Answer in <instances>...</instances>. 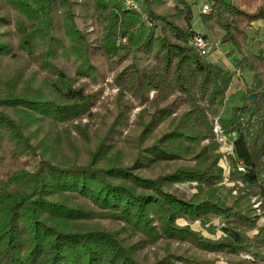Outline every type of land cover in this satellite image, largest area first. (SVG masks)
<instances>
[{"label":"trees","instance_id":"16d2710c","mask_svg":"<svg viewBox=\"0 0 264 264\" xmlns=\"http://www.w3.org/2000/svg\"><path fill=\"white\" fill-rule=\"evenodd\" d=\"M173 1L0 0V264H218L209 254L264 264V32L254 49L249 36L263 2L206 0L198 16L250 75L218 120L234 134L225 175L209 115L230 97L232 74L190 45V7ZM96 20L100 40L88 31ZM100 57L120 91L93 113ZM123 91L140 107L132 126ZM95 116V129L80 124ZM175 184L195 192L185 199ZM215 218L217 239L176 223Z\"/></svg>","mask_w":264,"mask_h":264},{"label":"rangeland","instance_id":"374dc122","mask_svg":"<svg viewBox=\"0 0 264 264\" xmlns=\"http://www.w3.org/2000/svg\"><path fill=\"white\" fill-rule=\"evenodd\" d=\"M129 1H134L137 2L138 9H139V0H129ZM190 7V14H187L188 16V21H189V26L191 30L195 34H200L203 35L205 32L203 30V26L198 18L199 14L202 11V6L207 3L206 0H184ZM263 5H264V0H262ZM167 4L169 6L174 5L173 0H167ZM126 5V4H125ZM77 26L79 28H82L83 24L81 20L76 21ZM105 26V23L96 20L91 26L88 27L89 35L93 39L100 40L103 34V27ZM144 31V30H143ZM146 32V31H145ZM143 32V33H145ZM264 32V21H257L253 23L252 27L249 29V36L251 39V48L254 49L256 47L257 41L262 39V34ZM206 33V38L211 44V49L210 52L207 53L204 57L209 60L212 63H216L220 65L224 70H226L228 73L232 74V79L230 82L229 86V95L224 102L223 105L221 106H216L214 109H212L210 115H209V120L212 123V133L214 135V142L215 146L213 148L214 153H219L221 155V160H220V165L222 168L225 166L227 169L224 171L225 175H228L230 165L228 164V159L230 155L227 153L229 150V146L227 147L228 143L227 141L225 143H220L218 141V138L220 139L222 136L227 138V135H225L222 132L221 129V134L217 135L214 132V123L217 121L219 125V119H227L230 115V110L233 105H237L240 103V97L242 93L245 92V86L250 83V75L246 72L243 74H240L235 71V56L233 57H226V54L229 52V47L223 46L220 43L219 37L215 36L212 32H205ZM139 39L137 40L136 44H138ZM191 45V41H190ZM93 64L96 68V81L94 83H90L89 90L98 92L101 96L99 101L97 102V105L92 108L93 113H102L103 110L101 109V105L112 108L114 105V102L116 100L117 94L120 91V88L116 87L115 85L112 84V79H113V72L110 71V63L107 59L104 57L97 58L93 61ZM118 67L117 69H119ZM84 81H88L87 79H84ZM152 96V93L150 94V97ZM123 100L124 101H129L131 104L134 105V108L130 112L129 115V121H128V126H132L133 121L135 119L136 114L139 112L140 107L136 106V104L133 102L132 98L128 93L123 91ZM88 121L95 122L93 123V129H95L99 123H100V118L99 117H94L92 119H82L80 121V124H86ZM77 124V122H75ZM221 128V127H220ZM128 131V127L124 128L122 130V135H125ZM72 135H76V133L73 131ZM30 161H33V158L29 159ZM28 160V161H29ZM224 185H227L226 187L228 188H234L235 186L230 185L227 181H223ZM168 190L180 195L181 197L187 199L192 193L195 192L194 189V184L192 186L188 184H175L172 186L168 187ZM236 191V188H235ZM236 193V192H235ZM234 194V192H233ZM251 203L253 209L256 211V214H260V201L257 200L256 197L251 198ZM178 226H183V225H189L191 229H193L196 232L201 233L204 237L206 238H211V239H217L220 236H222L220 227L222 226L223 222L222 220L215 218L211 221V224L208 223L205 228H202L200 223L198 221L192 222V221H185L183 219L178 220L177 222ZM259 224H264V216L261 215V218L259 220ZM208 257H216L217 263L218 264H224L225 261L220 255H207ZM242 258H250L248 255H242Z\"/></svg>","mask_w":264,"mask_h":264},{"label":"built area","instance_id":"2783aa9c","mask_svg":"<svg viewBox=\"0 0 264 264\" xmlns=\"http://www.w3.org/2000/svg\"><path fill=\"white\" fill-rule=\"evenodd\" d=\"M126 6L129 7V8H132V9H137L138 8V5H137V2H134V1H129V0H126L125 2ZM209 9V6L207 3H205L203 6H202V11L201 13H206ZM191 46L194 47L197 52L201 55V56H205L207 53L210 52V49H211V44L210 42L203 38L202 36L198 35V34H195L192 36L191 38ZM214 132L219 135L221 134V128L220 126L218 125L217 121L214 123ZM218 141L222 144V143H225L227 141L228 143V139L225 138V137H221L220 139L218 138ZM229 146V150H228V154L229 155H232V146L230 143H228L227 147ZM224 170L227 169V167L225 166L223 168ZM229 169V167H228ZM236 169L239 171V172H243L244 171V167L241 165V163H237L236 165ZM230 185H238V186H242V183L241 182H236V183H229ZM234 194H235V190L233 191Z\"/></svg>","mask_w":264,"mask_h":264},{"label":"crops","instance_id":"0c3cea01","mask_svg":"<svg viewBox=\"0 0 264 264\" xmlns=\"http://www.w3.org/2000/svg\"><path fill=\"white\" fill-rule=\"evenodd\" d=\"M233 137H234V134L227 135L228 143L232 144Z\"/></svg>","mask_w":264,"mask_h":264},{"label":"water","instance_id":"95a60500","mask_svg":"<svg viewBox=\"0 0 264 264\" xmlns=\"http://www.w3.org/2000/svg\"><path fill=\"white\" fill-rule=\"evenodd\" d=\"M250 99L253 101L254 100V95H251L250 96Z\"/></svg>","mask_w":264,"mask_h":264}]
</instances>
